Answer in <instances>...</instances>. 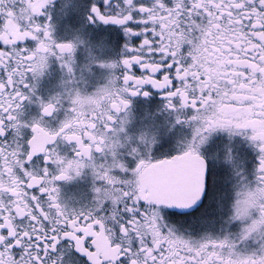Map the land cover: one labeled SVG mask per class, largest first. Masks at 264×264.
Wrapping results in <instances>:
<instances>
[{
	"label": "flooded vegetation",
	"instance_id": "af4514ba",
	"mask_svg": "<svg viewBox=\"0 0 264 264\" xmlns=\"http://www.w3.org/2000/svg\"><path fill=\"white\" fill-rule=\"evenodd\" d=\"M92 2L99 0H50L39 13L31 11L30 0L0 2V40L7 45V47L0 45V50L12 58L10 68L16 66L14 60L19 58L17 52L22 49L28 50L23 52V55L35 52L41 40L49 44L48 49L39 52V56L44 57L45 66L38 68L36 72L27 70L25 83L28 86L18 85L26 98L16 101L20 105L18 108L13 105L11 115L16 119L9 120L8 112H0L5 128L4 134L0 135V147L5 149L4 155L7 157L6 163L4 156H0V183L7 186L0 189V203L11 209L16 231L31 233V220L27 214L21 217L15 213L13 202L17 200V195L7 190L8 187L14 186L13 177L16 179L15 186L21 189V196L29 206L32 204L30 197L36 194L39 196L41 206L50 217L54 220L57 216L56 208L49 207L53 202L50 201L48 193L40 196L36 186L27 188L24 182L26 169L33 175L44 176L46 181H51L50 184L42 183L40 186L58 189V192H53L52 195L57 196L55 203L60 205L68 217L73 214L91 213L95 219L101 220L103 229L96 225L93 231L104 232L108 238V247L119 244L122 249L138 252L142 247L152 246L151 233L143 237L142 245L141 237L137 235L130 221L133 219L139 221L143 214L155 209L162 216L160 226L163 234L167 235L171 231L173 238L186 241L194 248L205 245L207 252L215 251L218 254V259L213 258L216 264L252 256L253 253L259 254V243L255 240L260 239V236L256 235L250 237L249 241L238 243L237 238L243 225L232 220L234 194L241 188H255L259 182L260 153L250 139L251 129H240L230 133L226 128H217L204 134L206 139L202 143H199L197 138V155L202 157L201 164L195 156L187 154V148L202 121L193 119L197 112L190 102L181 104L179 96L172 98L174 107L169 108L166 90L145 85L144 91L149 93L147 96L143 93L125 94L123 98H126L129 104L119 112L111 108V101H106L98 107L94 105L84 107L83 111L95 129L93 131L85 126L86 130L93 131V134L102 141L101 150L98 151L96 144L83 132L78 133L81 134L84 143L91 145V158L77 156L79 147L76 141L65 140L61 134L54 141L45 144V148L50 150L48 153H35L32 160L25 163L23 169L12 160L9 154L16 149H19L17 158L25 159V154L30 149L28 140L34 135L31 127L34 122L38 121L48 131L58 130L62 122L76 115L72 109L75 107L73 101L77 96L98 98V94L104 89L119 94L117 89L122 85L113 82L119 77L120 59L124 54L123 45L130 36L132 40H138L141 36L126 34L123 25L104 23L98 19L89 20V8ZM137 2L151 5L152 0H137ZM240 2L246 7L239 10L231 9L233 15L238 11L246 12L258 7V0L255 3L249 0H240ZM174 3L175 0L167 7H174ZM184 5L185 10L178 12L175 16L176 22L171 28L177 35L186 36L180 52L184 57L185 65L198 63L193 61L190 53L194 45L204 43L205 69L221 63L220 58L224 57L229 62L225 71L248 74L246 65L234 63L237 58H245L244 53L237 51L235 44H231L229 50V44L223 43L227 39L223 33L213 36L206 32L210 20L207 13L202 8L193 9L192 0H184ZM9 13L12 15L10 16ZM160 16H167V12H160ZM144 19L147 20L146 17ZM9 20L11 25L8 23ZM36 25L40 26V31L36 30ZM128 26L141 30L154 29L159 35L163 24L158 20L155 24L151 21L146 24L134 22ZM45 27L51 33L50 38L43 36ZM242 31L249 32L250 27L244 26ZM24 32H32L33 35L24 37L23 40L16 38L17 34L22 35ZM58 43H70L72 49L62 52L56 47ZM162 78L163 74L157 75V79ZM0 79L6 80V74L2 69H0ZM192 88H199V84L192 83ZM8 91L14 93L15 89L9 88ZM3 99L6 100L7 96ZM43 103L54 104V110L50 115H42ZM93 112H105V116H98L92 120ZM106 115H111L114 119L106 121ZM51 152L63 157L65 164L68 160L78 159L84 166L78 175L70 170V179L53 180L54 176L59 175L62 164L48 161V172L45 176L43 157L46 154L50 155ZM173 157H185L184 160L188 163V168L183 173L186 180L179 184L193 188L188 196H192L201 188L200 180L204 166L207 167V191L193 207L184 208L180 204L173 207L151 199H143V196L150 198V191L148 185L140 183V174L146 167L157 162L170 161ZM7 167L12 168L11 174L5 170ZM104 172L114 179L109 182L102 178ZM123 192H129L131 196L141 195L143 192L140 203L136 206L139 209L136 217L130 216L126 211L132 206V201L131 198L125 200L122 196ZM107 193L111 195H106ZM176 196H179V193ZM115 197L119 199L113 203ZM56 227L57 232H50L46 223L42 229V232L49 237L58 236L59 239L55 241L41 240L40 244L24 241L23 247H6L0 251L20 264H25L29 260V250L31 258L34 259L36 256L41 258V264H92L87 254L78 250L74 239L63 236V232L71 231V228L63 225ZM122 228H127L128 231L124 232ZM77 235L83 238L84 247L93 252L98 251L94 243L95 237L91 234L85 236L82 232H77ZM221 241L227 243L221 246ZM103 251L104 243L100 241V254L97 258L103 264H109V259L104 256ZM160 252L167 254L166 243L162 244ZM129 260L128 255L120 256L114 264H129Z\"/></svg>",
	"mask_w": 264,
	"mask_h": 264
},
{
	"label": "snow or ice",
	"instance_id": "6c2138e0",
	"mask_svg": "<svg viewBox=\"0 0 264 264\" xmlns=\"http://www.w3.org/2000/svg\"><path fill=\"white\" fill-rule=\"evenodd\" d=\"M49 2L50 0H30L29 7L33 13H39L41 8ZM249 2L255 3L256 0H249ZM172 3L173 0H152L151 5L138 3L137 0H99V2H92L89 8V20L98 19L104 23L112 22L123 25L126 34H139L141 36L138 40H132L130 36L129 40L123 45L124 54L121 55L120 59L119 77L113 82L122 85L117 89L119 94L104 89L98 98H81L77 96L73 101L75 107L72 109L76 115L62 122L58 130L48 131L38 121L34 122L31 125L34 135L28 140L30 149L26 152L25 159L19 160L17 158L19 149H16L9 154L12 160L23 169L25 163L30 162L35 153H48L50 150L45 148V144L54 141L61 134H63L65 140L76 141L79 147V151L76 153L77 156L91 158V145L84 143L81 134L78 133L83 132L90 141L96 144L98 151L101 150L100 144L102 141L93 134L94 125L87 119V114L83 111V108L78 105H83L87 101L88 105L98 107L106 101H111V108L119 112L121 108H126L129 104V101L123 98L125 94L143 93L147 96L149 93L144 91V86L151 85L155 89L166 90L169 108L174 107L172 98L176 96L180 97L181 104L190 102L192 108L197 112L193 119L202 121L201 126L195 130L196 135L193 136L188 145L187 154L189 156H195L202 164V157L197 155V138L199 143H202L206 139L204 133H210L217 128H226L230 133L240 129H251L250 139L259 149L260 168L264 169V0H258V7H253L246 12L238 11L236 15H233L231 9L239 10L246 7L240 0H226V2L225 0H215V2L214 0H192L193 9L202 8L210 17L206 32L213 36L217 33H223L227 37L223 43L229 44V50H231V44H235L236 50L244 53L245 58H237L234 63L236 65H246L249 70L248 74L225 71L229 62L224 57L220 58L221 63L205 69V62L193 56V61H198V63L186 66L184 57L180 55L181 45L177 40L178 35L171 28L176 22L175 16L178 12L185 10L184 0H175L174 7H167ZM113 8L115 11H111ZM165 11L167 16L161 17L160 12ZM9 15L12 14L9 13ZM145 17L147 20L144 19ZM158 20L163 24L159 35L156 34L154 29L144 28L141 30V28L128 26L134 22L146 24L151 21L155 24ZM8 23L11 25V20ZM244 26L250 27V31L243 32L242 27ZM35 27L37 31H40L39 25ZM32 35V32H24L22 35L17 34L16 38L23 40L24 37ZM43 36L46 38L51 36L47 27L43 29ZM179 39H183V34H179ZM174 41L176 42L174 43ZM0 45L7 47L3 40H0ZM48 47L49 44L41 40L35 52H28L27 55H23V52L28 51L27 49L17 52L19 58L14 60L16 65L14 68H10L13 62L12 58L0 50V69L6 74V80L0 79V112H8L9 120L16 119L11 115L13 105L17 108L20 106L16 101L26 98L18 85L28 86L25 83V72L27 70L36 72L38 68L45 66L43 64L44 57L39 56V52L48 49ZM56 47L62 52L72 49L70 43H58ZM138 72L142 74H137ZM158 74H163V78L157 79ZM192 83L199 84V88L193 89ZM177 84L180 86L178 87ZM9 88H14V93H10ZM5 96H7L6 100L3 99ZM54 107L52 103H43L42 115H50ZM98 116H105V112H93L92 120H95ZM113 119V116L106 115V121H112ZM3 123V118L0 117V135L5 132ZM12 126L15 127L16 125ZM85 126L87 129H93V131H87ZM4 154L5 149L0 147V156H4L7 163V157ZM43 160V173L45 176L48 172V161L62 164L59 175L54 176L53 180L70 179V170L78 175L80 169L84 166L83 162L78 159L68 160L65 164L63 163L64 158L55 152H51L50 155L46 154ZM187 168V161L177 157L172 161L168 170L174 179H180ZM5 170L9 174L12 173L11 167H7ZM102 178L107 179L109 182L114 179L107 172L102 174ZM24 182L29 189L36 186L40 196L48 193L50 201L53 202L49 207L54 206L56 208L57 216L54 220L50 217V214L41 206L39 196L36 194L30 197L32 204L29 206L21 196V189L15 186L16 179L13 177L12 184L14 186L8 187L7 190L17 195V200L13 202L15 213L21 217L25 214L29 216L31 233L28 231L17 232L11 209L0 203V249L23 247L24 241L30 243L34 241L35 244H40L41 240L51 239L55 241L59 239L58 236L49 237L42 232L43 225L47 223L50 232H57L56 225L70 227L71 231H64L63 236L74 239L78 250L86 253L92 264H103L97 258L100 254V241L104 243L103 254L109 259V264H114L120 256L124 255L130 257L129 264H216V260L213 258L218 259V254L215 251L207 252L205 245L202 244L199 248H194L186 241L173 238L171 231L167 235L163 234L160 226L162 216L155 209L151 210L150 213L143 214L139 221L136 219L130 221L134 225L137 235L141 237L142 245L144 243L143 237L151 233L152 246L142 247L138 252L122 249L119 244L115 247H108V238L104 235V232L93 231L96 225L103 229V222L95 219L91 213L73 214L68 217L60 205L55 203L57 196L52 195L53 192H58V189L40 186L42 183L50 184L51 181H46L44 176L33 175L25 169ZM207 182V167L204 166V187L185 201L184 206H191L202 199L207 191ZM5 187H7L5 184L0 183V189ZM96 191L100 190L96 189ZM106 195L111 194L107 193ZM142 195L143 192L137 196H131L129 192L122 193L125 200L131 198L132 206L126 209L130 216H137L139 209L136 206L139 205ZM117 199L119 197L113 198V203ZM143 199L149 200L150 198L143 196ZM251 203L250 200L238 201L237 215L247 214ZM251 230L249 228V232ZM122 231L127 232L128 229L122 228ZM77 232H82L85 236L91 234L95 237L94 243L98 251L93 252L84 247V240L77 235ZM163 243L167 244L166 255L164 252H160ZM225 243L227 241H221L220 245L223 246ZM52 247H54V244ZM181 252L184 254L182 255ZM28 255L29 260L25 264H41L39 256L34 259L31 258L30 250ZM10 260L12 264H15L14 259L10 257ZM0 264H10L3 251H0ZM223 264H264V258L257 260L252 256H247L235 260H226Z\"/></svg>",
	"mask_w": 264,
	"mask_h": 264
},
{
	"label": "clouds",
	"instance_id": "9594fccd",
	"mask_svg": "<svg viewBox=\"0 0 264 264\" xmlns=\"http://www.w3.org/2000/svg\"><path fill=\"white\" fill-rule=\"evenodd\" d=\"M186 36L183 34V39H179V35L177 36V40L180 42V45L184 42ZM176 41H174L175 43ZM199 46V47H198ZM204 43H200L198 45H194L192 52L190 53L192 56L197 57L198 60H204L206 53L204 52L205 48ZM99 95V94H98ZM79 107H86L88 105L87 101L83 105H78ZM206 134V133H204ZM260 176L258 178V184L255 188H241L237 190V193L234 194L233 198V206H232V220L241 222L243 227L238 235L237 242L244 243L249 241L250 237L259 235L260 239L255 240V242L259 243V254L253 253L252 257L260 260L264 258V169H259ZM243 175V173L241 174ZM239 179V178H237ZM250 200L252 203L249 205L247 214L243 216L237 215V202L238 201H246ZM252 210H255L253 212ZM255 222V225H254ZM254 225V226H253ZM249 228L252 230L249 232ZM6 259H9L10 264H12L10 257L5 256ZM15 264H20V262L16 261Z\"/></svg>",
	"mask_w": 264,
	"mask_h": 264
},
{
	"label": "water",
	"instance_id": "95a60500",
	"mask_svg": "<svg viewBox=\"0 0 264 264\" xmlns=\"http://www.w3.org/2000/svg\"><path fill=\"white\" fill-rule=\"evenodd\" d=\"M177 157H173L170 161H161L154 163L153 165L146 167L144 171L139 176V181L142 184L149 186L150 199L161 204H168L175 207V205H183L184 208L193 207L184 206L185 201L191 198L188 196L190 190L193 188L180 186V182L186 180L183 176L180 179H174L169 172V166L172 164V161ZM180 159H185V157H179ZM204 182V171L200 183L203 187ZM171 191L170 193H165L164 191ZM179 193V196L176 194Z\"/></svg>",
	"mask_w": 264,
	"mask_h": 264
}]
</instances>
